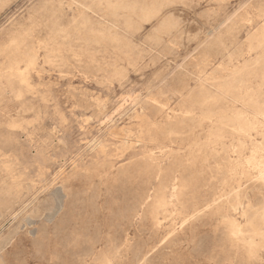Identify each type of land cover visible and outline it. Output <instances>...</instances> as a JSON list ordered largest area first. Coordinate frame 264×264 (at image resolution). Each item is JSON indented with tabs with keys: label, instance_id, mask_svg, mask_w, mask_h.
<instances>
[{
	"label": "rangeland",
	"instance_id": "1",
	"mask_svg": "<svg viewBox=\"0 0 264 264\" xmlns=\"http://www.w3.org/2000/svg\"><path fill=\"white\" fill-rule=\"evenodd\" d=\"M0 72L3 264H264V0H0Z\"/></svg>",
	"mask_w": 264,
	"mask_h": 264
},
{
	"label": "bare ground",
	"instance_id": "2",
	"mask_svg": "<svg viewBox=\"0 0 264 264\" xmlns=\"http://www.w3.org/2000/svg\"><path fill=\"white\" fill-rule=\"evenodd\" d=\"M106 1V0H105ZM144 1V0H143ZM109 2V1H108ZM132 2V1H131ZM162 2V1H161ZM181 2V1H180ZM163 3V2H162ZM136 4V3H135ZM138 4V3H137ZM159 4V3H158ZM168 4V3H167ZM106 5V4H105ZM119 5V4H118ZM127 5V4H126ZM73 6V5H72ZM81 6V5H80ZM131 6V5H130ZM134 6V5H133ZM135 6H137V5H135ZM135 6H134V8H135ZM138 6H139V4H138ZM165 6V5H164ZM76 7V6H75ZM132 7V6H131ZM142 7V6H141ZM145 7V6H144ZM137 8V7H136ZM140 8V7H139ZM143 8V7H142ZM158 8H160V7H158ZM138 9V8H137ZM134 10V9H133ZM142 10H144V11H146L147 12V10L146 9H142ZM93 11V10H92ZM137 11V10H136ZM144 11H143V14H145L144 13ZM152 11V10H151ZM162 11V10H161ZM155 12V11H154ZM135 13V12H134ZM140 13V12H139ZM142 13V12H141ZM153 13V12H152ZM113 14V13H112ZM129 14V13H128ZM137 14V13H136ZM157 14H159V13H157ZM121 15V14H120ZM147 15H149L148 13H147ZM150 15H153V14H150ZM149 15V16H150ZM98 16V15H97ZM109 16V15H108ZM142 16V15H141ZM148 17V16H147ZM154 17H156V16H154ZM90 18V17H89ZM100 18V17H99ZM143 18V17H142ZM150 18V17H149ZM144 19H147V18H144ZM143 19V20H144ZM263 19V18H262ZM88 20V19H87ZM172 20V19H171ZM150 21H152L151 19H150ZM150 21H147V22H150ZM146 22V21H145ZM87 23V22H86ZM85 23V24H86ZM128 23V22H127ZM259 23V22H258ZM90 24V23H89ZM117 25V24H116ZM175 25V24H174ZM70 27V26H69ZM68 27V28H69ZM168 27V26H167ZM33 28V27H32ZM121 28V27H120ZM72 29V28H71ZM114 29V28H113ZM238 29V28H237ZM69 30V29H68ZM77 30V29H76ZM103 30V29H102ZM137 30V29H136ZM35 31H33V33H34ZM58 32V31H57ZM68 32V31H67ZM66 32V33H67ZM74 32V31H73ZM81 32V31H80ZM63 33H64V31H63ZM128 33V32H127ZM30 34V33H29ZM112 34V33H111ZM106 35V34H105ZM173 35V34H172ZM30 36V35H29ZM50 36V35H49ZM58 36V35H57ZM84 36V35H83ZM11 37V36H10ZM13 37V36H12ZM169 37V36H168ZM61 38V37H60ZM173 38V37H172ZM235 38V37H234ZM85 39V38H84ZM70 40V39H69ZM111 40V39H110ZM74 41V40H73ZM86 42V41H85ZM106 42V41H105ZM252 42V41H251ZM75 43V42H74ZM231 43V42H230ZM254 44V43H253ZM15 45V44H14ZM27 45V44H26ZM118 45V44H117ZM74 46V45H73ZM242 46V45H241ZM257 46V45H256ZM48 47V46H47ZM6 48V47H5ZM42 48V47H41ZM51 48V47H50ZM226 48V47H225ZM19 49V48H18ZM26 49H28V48H26ZM5 50V49H4ZM13 50V49H12ZM20 50V49H19ZM164 50V49H163ZM222 50V49H221ZM215 52V51H214ZM81 53V52H80ZM244 53V52H243ZM100 54V53H99ZM13 55V54H12ZM20 55V54H19ZM88 55V54H87ZM229 55V54H228ZM30 56V55H29ZM28 56V57H29ZM19 57V56H18ZM45 57V56H44ZM48 57V56H47ZM130 57V56H129ZM118 58V57H117ZM219 58V57H218ZM45 59V58H44ZM50 59V58H49ZM130 59H131V57H130ZM249 60V59H248ZM11 61V60H10ZM43 61V60H42ZM204 61V60H203ZM229 62V61H228ZM45 63V62H44ZM52 63V62H51ZM60 63V62H59ZM221 68V67H220ZM68 69V68H67ZM212 70V69H211ZM230 70V69H229ZM4 71V70H3ZM1 73V72H0ZM88 73V72H87ZM107 73V72H106ZM198 74V73H197ZM12 75V74H11ZM104 75V74H103ZM121 75V74H120ZM15 76V75H14ZM93 76V75H92ZM6 77V76H5ZM208 77V76H207ZM9 78V77H8ZM108 79V78H107ZM29 81V80H28ZM191 81V80H190ZM106 82V81H105ZM184 83V82H183ZM30 86V85H29ZM110 86V85H109ZM181 87V86H180ZM222 89V88H221ZM8 90V89H7ZM208 90V89H207ZM183 92V91H182ZM160 93H162V92H160ZM226 98H228V97H226ZM193 99V98H192ZM200 99H202V98H200ZM33 103V102H32ZM38 103V102H37ZM238 103V102H237ZM184 104V103H183ZM195 107V106H194ZM38 109V108H37ZM27 110V109H26ZM178 110V109H177ZM146 111V110H145ZM24 112V111H23ZM98 112H99V110H98ZM25 114V113H24ZM152 119V118H151ZM16 120H17V118H16ZM5 123H7V122H5ZM6 126V125H5ZM173 126V125H172ZM176 126V125H175ZM181 126V125H180ZM190 126V125H189ZM177 127V126H176ZM193 127V126H192ZM174 128V127H173ZM190 132V131H189ZM168 135V134H167ZM179 135V134H178ZM198 136V135H197ZM258 136V135H257ZM168 137V136H167ZM257 143V142H256ZM40 144V143H39ZM54 144V143H53ZM3 146V145H2ZM10 156V155H9ZM196 157V156H195ZM206 157V156H205ZM3 159H5V158H3ZM7 160V159H6ZM180 160H181V158H180ZM7 163V162H6ZM170 163V162H169ZM179 163H180V161H179ZM16 165V164H15ZM179 165V164H178ZM2 166V165H1ZM18 167V166H17ZM33 167V166H32ZM234 167V166H233ZM103 168V167H102ZM130 169V168H129ZM132 170V169H131ZM10 171V170H9ZM8 171V172H9ZM128 171V170H127ZM184 172V171H183ZM129 173V172H128ZM239 173H240V171H239ZM158 175V174H157ZM24 176V175H23ZM223 176V175H222ZM87 177V176H86ZM146 177V176H145ZM144 177V178H145ZM16 179V178H15ZM160 179V178H159ZM16 182V181H15ZM216 183V182H215ZM20 188V187H19ZM35 188V187H34ZM142 189H144V188H142ZM145 193V192H144ZM156 193V192H155ZM187 194H189V193H187ZM10 195V194H9ZM138 196V195H137ZM246 196V195H245ZM14 198V197H13ZM27 198V197H26ZM5 200V199H4ZM197 201V200H196ZM204 201V200H203ZM259 202V201H258ZM144 203V202H143ZM158 203V202H157ZM157 207V206H156ZM255 207V206H254ZM161 209V208H160ZM249 210V209H248ZM251 210V209H250ZM133 213V212H132ZM246 213H248V212H246ZM4 214V213H3ZM135 214V213H134ZM133 214V215H134ZM152 215V214H151ZM146 228V227H145ZM140 231V230H139ZM238 233V232H237ZM229 235V234H228ZM96 237V236H95ZM121 245V244H120ZM110 246V245H109ZM90 248V247H89ZM120 248V247H119ZM7 253V252H6ZM82 253V252H81ZM120 253V252H119ZM47 257V256H46ZM7 261V260H6ZM66 261V260H65ZM91 261V260H90ZM113 262V261H112ZM0 264H3V262L0 260Z\"/></svg>",
	"mask_w": 264,
	"mask_h": 264
}]
</instances>
